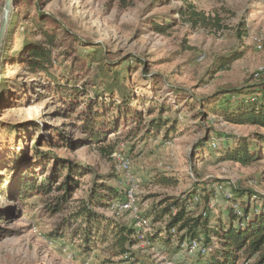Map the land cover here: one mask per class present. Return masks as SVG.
<instances>
[{"label": "rangeland", "instance_id": "rangeland-1", "mask_svg": "<svg viewBox=\"0 0 264 264\" xmlns=\"http://www.w3.org/2000/svg\"><path fill=\"white\" fill-rule=\"evenodd\" d=\"M191 1L209 17L208 24L183 21L182 0H14L15 24L8 26L0 56V264H199L198 251L182 246L187 239L180 234L169 241L154 235L166 229L164 207L179 200L189 211H201L206 203L190 194L219 180L228 186L217 183L225 198L232 186L264 196V156L242 164L224 159L223 152L228 143L249 138L264 153V139L258 140L264 127L225 118L238 105L227 89L264 80V0ZM4 6L0 0V25ZM166 23L165 32L157 30ZM43 29L57 33L53 63L49 74H33L24 59L45 39ZM59 86L70 94L84 90L72 98L75 111L65 95L55 93ZM121 87L128 89L131 104L124 102ZM92 95L109 102L102 110L108 118H100L95 129L110 127L115 115L120 119V130L104 141L91 138L79 118ZM155 100L171 109L160 115ZM209 107L214 109L208 112ZM131 109L143 111L141 120L121 118ZM157 118L169 124L149 131ZM38 152L91 168L67 202L61 203L59 183L51 192L19 194L30 178L51 171L53 164L36 158ZM115 153L128 157L129 171L119 167ZM95 178L118 193L111 203L134 189L130 209L93 206L135 229L137 243L127 254H116L112 236L84 249L83 218L73 213ZM213 203L218 218L225 211L222 197ZM138 230L146 240L138 239Z\"/></svg>", "mask_w": 264, "mask_h": 264}, {"label": "trees", "instance_id": "trees-1", "mask_svg": "<svg viewBox=\"0 0 264 264\" xmlns=\"http://www.w3.org/2000/svg\"><path fill=\"white\" fill-rule=\"evenodd\" d=\"M182 1L184 5L179 10V15L183 21L192 25H206L210 22L209 17L199 11L191 0ZM14 24V17H12L10 27L14 26ZM168 26V23L157 24L156 28L160 32H165ZM41 32L45 39L36 42L24 59L28 70L33 74L40 71L49 74L48 71L53 63V47L57 40V33H50L47 29H43ZM147 73L148 67L145 64L143 74ZM121 88L120 92L124 102L131 104V100L127 99L128 97L130 98L128 89L126 87ZM56 89L57 92L55 93L59 94V96L65 95L67 98L66 102L75 111L73 105L75 101L73 99L77 98L75 95L80 92L83 93L84 90L77 88L75 89L77 90L75 94H70V89L65 90V88L60 86L56 87ZM225 93L229 94L231 102L235 101L238 104L235 109L226 111V120L242 125L251 124L264 127V80L257 85H250L242 89L233 87L227 89ZM216 95L218 96L220 93ZM90 102L79 114V118L86 124L85 130L91 129L88 131L91 138L97 141H104L109 133L120 130V119L115 115L113 116L115 121L111 123L110 127L102 130L95 129L94 126L100 118H108L102 113V110L109 102L95 100L93 95ZM153 104L158 106L160 115L165 110L171 109V105L161 104L157 100L153 101ZM121 107L120 105L117 106L118 111L122 109ZM212 109L214 108L209 107L208 112ZM148 112L152 113V110L149 109ZM120 116L123 119L132 116L133 120H141L143 111L131 109L130 112L122 113ZM168 124L162 123L160 118L153 119L148 130L151 131L155 128L159 131L164 125ZM137 126L140 127V122ZM258 136V140L264 139V135ZM233 139L236 138H228L229 141ZM223 152H225L224 159L234 160L242 164L253 163L264 156L263 148L253 143V140L249 138L241 139L232 145L228 143V147L224 148ZM52 155L53 157H50L38 152L36 158L45 157L48 164H53L51 171L43 175L41 179L34 176L26 181L25 184H22L20 195L26 191L25 196H28L33 190L51 192L55 189V185L59 183L57 189L62 191L61 203L67 202L73 196V193L82 183L80 177L91 170V168L82 162L60 158L54 153ZM25 173L21 175L22 179L25 177ZM39 180L40 182H38ZM96 181L97 178L93 179L94 187L90 189L87 199H83L79 210L73 213L77 219L83 218L85 227L81 231L85 245L84 249L89 251L96 245L95 242H104L112 236L111 245L117 249L116 254H127L131 247L137 243L136 231L132 227L108 218L93 208L94 205L109 207L114 199L119 198L118 193L113 188L105 183L99 184ZM219 182L222 181H216L211 189L204 187L205 189L202 192L196 186L190 194L192 199L197 198L196 201L203 200L206 203L201 211H189L182 201L179 200L166 205L163 210L164 214L169 215L166 229L159 233H154V235L157 234V238H161L164 241L171 240L175 234H180V240L200 241L202 248L198 251V254L203 260L199 264H239L241 260L242 264L245 260L250 261V264H264V196L250 187L243 189L232 186L231 196L225 198L223 193L218 192L216 189L215 185ZM222 183L225 187H228L226 183ZM242 190H244L243 193L239 192ZM254 195H256L255 199H253ZM214 197H222L225 208V211L218 218L215 216V207L218 206V203H213L214 205L211 206ZM173 207L176 208V211H173ZM163 234L166 235L163 236Z\"/></svg>", "mask_w": 264, "mask_h": 264}, {"label": "built area", "instance_id": "built-area-1", "mask_svg": "<svg viewBox=\"0 0 264 264\" xmlns=\"http://www.w3.org/2000/svg\"><path fill=\"white\" fill-rule=\"evenodd\" d=\"M262 39H259V41H261ZM204 58V55L200 56L199 59H203ZM115 156H116V159L119 163V167L124 170V171H129L130 168H131V165H130V160L128 159L127 156H125L124 154L122 153H115ZM136 185V184H135ZM137 186V185H136ZM134 186V184H132V187H136ZM216 189L217 191H224L225 190L223 189V186L222 185H217L216 186ZM134 189L131 188L129 189V191L127 192L126 196L123 198V199H118L117 201H115L114 203H111V207L113 209H116L118 207H121L123 209H130L132 206H133V203H135L136 199H135V196H134ZM231 194H228V197H230ZM253 198H256V195H254ZM235 206H237V204H235ZM238 210V209H237ZM239 211V210H238ZM143 222H147L145 219L144 220H141ZM137 237L139 240H146L147 239V236L145 235V233H143L142 231H137ZM182 246H188L189 247V250L192 252V251H199L202 247H201V243L197 240H194V241H189V244H187V240H185L183 243H182ZM243 264H250V261L248 260H245L243 262Z\"/></svg>", "mask_w": 264, "mask_h": 264}, {"label": "water", "instance_id": "water-1", "mask_svg": "<svg viewBox=\"0 0 264 264\" xmlns=\"http://www.w3.org/2000/svg\"><path fill=\"white\" fill-rule=\"evenodd\" d=\"M14 0H5V6L3 11V18L0 25V56L2 51L3 42L5 39V35L10 24L11 19V10L13 7Z\"/></svg>", "mask_w": 264, "mask_h": 264}]
</instances>
